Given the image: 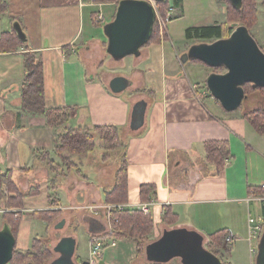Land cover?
<instances>
[{
	"label": "crops",
	"instance_id": "obj_1",
	"mask_svg": "<svg viewBox=\"0 0 264 264\" xmlns=\"http://www.w3.org/2000/svg\"><path fill=\"white\" fill-rule=\"evenodd\" d=\"M261 1L258 0V5ZM5 2L6 10L0 11V175L10 173L15 185L12 195H17V191L26 194L22 198L24 210H16L21 218L16 236L19 250L32 246L35 237L31 222L35 216L47 213L55 218L61 212L64 216L55 221L54 227L63 229L69 222L67 207L72 206L73 198L77 203L75 193L70 195L63 184L58 185L59 177L54 184L49 183L41 157L46 155L55 162L58 157L62 159L56 151L59 128L50 127L45 114L23 109L21 91L27 74L26 56L30 52L43 63L46 108L68 113L67 127L90 129L111 125L120 130L129 128L133 133L126 146L128 199L125 204L138 210L142 204L149 205L147 214L152 216L154 231L147 239L153 237L156 241L165 230L182 229L196 232L208 241L212 234L227 230L236 242L243 240L250 247H258L259 241L249 239V226L250 218H255L251 213L257 204L261 215L264 213V202L260 199L264 195V178L260 183L254 173L264 162L261 134L244 113L223 110L212 95L204 96L200 92L199 76L186 70L190 61L183 63L180 59L187 52L183 45V53L174 49V45L172 49L169 39L143 47L139 56L122 64V70L116 69L115 77L124 76L130 85L115 93L109 86L115 77L106 82L96 71L108 59L105 26L116 15L115 3ZM209 2L206 6L203 0H182L173 15L176 19H187L190 7H208L207 18L214 23L204 25L225 23L227 1ZM15 23L23 28L27 38L22 40L24 43L16 39ZM195 26L203 24L185 26V34ZM66 47L71 55H67ZM137 112L141 122L133 130L130 126ZM209 141H226L230 146L231 157L220 176L215 175L216 166L207 159L205 149ZM148 184L156 190L149 201H144L141 187ZM94 194L95 200L103 201L104 195L98 189ZM166 209L171 224L164 222ZM246 210L248 219L242 228L235 219L245 215ZM76 217L88 235L86 256L78 254L79 235L68 233L53 247L56 254L53 263L63 257L56 247L64 238H73L75 249L70 261L87 264L92 239L104 236L109 230L105 218L87 211H76ZM43 223L48 228V223ZM137 244L135 240L113 236L97 264H171L174 259L151 262L144 258L148 244L141 250Z\"/></svg>",
	"mask_w": 264,
	"mask_h": 264
},
{
	"label": "rangeland",
	"instance_id": "obj_2",
	"mask_svg": "<svg viewBox=\"0 0 264 264\" xmlns=\"http://www.w3.org/2000/svg\"><path fill=\"white\" fill-rule=\"evenodd\" d=\"M115 3V5L118 7V0H112ZM224 3H226V0H219ZM203 3L206 6L210 5L209 0H203ZM258 4V3H257ZM156 7L158 8V18L155 23L154 27V34H156L159 41L162 42L164 39H169L168 44H170V47L173 49V45L175 46L174 49L178 50L179 53L181 52V49L185 48V51H188L189 48L194 44L199 43H211L209 41L205 40H186L185 36V26L187 25H196L197 23L200 24H213L214 21H212L210 18H207L209 15L207 14V9L200 8V9H194V7H190V16L186 19H176L173 15L172 11H169L168 14H164L160 10V6L157 2ZM172 9V8H170ZM258 9V15H257V21L250 22L251 23V34L256 39L257 43L260 45L262 50L264 51V4L263 0L259 2V5L257 6ZM174 10V9H173ZM194 10V11H193ZM171 14L170 20L168 21V15ZM220 19V18H215ZM173 21V22H172ZM239 26V25H238ZM233 32V31H232ZM152 33V34H153ZM170 34V35H169ZM230 36V35H229ZM228 36V37H229ZM153 37V36H152ZM155 38V39H157ZM171 38V39H170ZM154 39V40H155ZM148 45V44H147ZM183 45V46H182ZM105 57H107V62L103 61L100 63L98 58H96V62L100 63L99 66L96 67V71L100 74L101 79H104L106 82H109L110 79L115 77L114 74H117L116 69L122 70V64L125 62H131L135 56H129L124 58L123 60L116 61L112 57H109L108 53L105 54ZM187 71H191L194 75H198L200 79V83L198 85V89L200 92L205 96L212 95L211 92L208 89L207 86V79L211 73H225L226 68L220 67V68H211L207 66L204 63L201 62H195L190 61V63L186 67ZM247 92L246 96L247 98L244 100L243 104L240 106L238 111L240 113H250L253 115V113L258 114L257 111L264 110V91L260 90H253L251 87V84H246L245 86ZM53 120H55V124L57 128H59V135H57V145H56V151L57 148H59V151H57V154L62 158L60 159L58 157V162H55L52 159H48L46 155L41 156L44 160L43 163L45 164L46 171H48L49 175V183L54 184V180L59 177L60 182L58 185L63 184V188L70 192L69 194L72 195V193H75L76 195V201L77 203H74V198L71 207H67L69 210V222L66 224L65 228L63 229H55V221H58L62 216V213L60 212L58 215H55V218L53 215H48L40 213L38 216L34 217V221L32 223V237L33 243L32 246L28 250H19V248L16 246L14 250H17V252H27V251H39L40 256L36 257L34 255H30L29 257H26V259H20L22 262L20 264H53L54 258L56 257V254L54 253V248L59 239L68 234L74 232L76 235H79V242H78V254L82 257L86 256V252L88 249V235L85 234V228L84 225L76 217V211L77 213L80 212H89L95 216H99L102 218H105L108 222V232L104 234V236H108L106 238V245H109V240L111 237L115 236L113 235V232L117 230V225L119 223V216L122 214V212L127 210H138L135 208H131L129 206H126L125 201L124 202H110L107 197V192L111 191L115 184L117 179L122 181L124 178V175L122 172H119L121 168L124 167L126 164V146L128 139L133 134L129 128H125L124 130L117 129L114 130L111 129H104L103 131H100L99 128L93 127L90 129H83L81 130V136H85L86 134L88 140V144L86 146H82V149L78 152V150H74L69 145L68 136L71 135V128L67 127L66 121L63 120L64 113H54L52 114ZM73 135V134H72ZM74 136H78L74 135ZM262 137V145L264 149V134H261ZM68 141V142H67ZM68 145V146H67ZM62 172H64L62 174ZM256 173L257 179L260 180V183L263 181L264 178V162H261L258 166V168L254 171ZM100 176L102 178H100ZM111 180H113L112 188H111ZM9 182L5 180H0V228L4 225L3 223L8 221L9 214H14L15 216L18 215L19 211H16L18 209L24 210V204L22 207H14L11 208L8 206L9 201L19 203L22 205L23 201V192L17 191V195H12L13 193V182ZM15 186V185H14ZM12 187V188H10ZM98 189L102 195H104L103 201H97L95 200V189ZM107 188H110L107 190ZM122 188V187H121ZM12 189V190H11ZM12 192V193H11ZM34 193V192H31ZM82 203V204H81ZM260 205L257 204L256 209H253L252 213L253 216L256 218L259 215L262 214L261 210H259ZM247 210L245 211V215H243L240 219H235L237 225L240 227L245 226V222L248 219ZM12 216V219L9 218V221L12 224L18 225L19 221H21V218L19 221H16V217ZM5 217V219H4ZM21 217V216H20ZM19 218V217H18ZM11 219V220H10ZM48 220V222H47ZM79 220V221H78ZM48 223V228H46V225L43 223ZM9 223V222H8ZM21 225V223H20ZM19 225V227H20ZM77 229V230H76ZM264 232V230H263ZM151 235V234H150ZM182 236V235H181ZM116 237V236H115ZM149 236H147L148 238ZM118 238V237H116ZM143 241V247L149 243H151V248H156L155 244L153 243L155 240L152 238ZM121 240V238H119ZM145 241V242H144ZM203 246L209 249V252L212 250L216 251L224 264H257L256 256L259 250V247H256V253L251 254V247L250 244L243 240H237L233 245H228L225 241L223 247L221 249H217V247L214 245L213 242H211V239L207 241V239L204 240L203 238ZM257 240H255L256 242ZM192 239L184 242L182 245V249L191 245ZM260 242V240H259ZM169 247V244L167 245ZM233 246V247H232ZM255 247V246H254ZM180 243L174 242L172 245V248L168 250V254L174 253L176 256L171 261V264H183L182 259L179 256L180 253ZM91 252V251H90ZM45 253V254H43ZM49 253V254H46ZM168 255L165 253H161L160 257L167 258ZM14 257V256H13ZM145 256L144 258H146ZM143 258V257H142ZM147 259V258H146ZM19 260V261H20ZM13 260L9 264H16L12 263Z\"/></svg>",
	"mask_w": 264,
	"mask_h": 264
},
{
	"label": "water",
	"instance_id": "obj_3",
	"mask_svg": "<svg viewBox=\"0 0 264 264\" xmlns=\"http://www.w3.org/2000/svg\"><path fill=\"white\" fill-rule=\"evenodd\" d=\"M231 1L237 6L242 0ZM155 23L156 10L151 0H121L114 19L105 26L107 53L116 61L139 56L152 37ZM14 29L19 39L27 40L20 23H15ZM180 59L183 63L199 60L211 68H226L225 73H211L207 86L223 110L228 112L237 111L243 104L247 97L246 84H251L253 88H264V51L245 25L237 26L229 37L192 45ZM129 85L127 78L118 76L111 80L109 86L113 92L120 93ZM139 122L141 119L137 112L130 127L138 129ZM14 236L10 225L4 223L0 228V264H9L13 260V249L17 242ZM191 239V245L182 249L184 242ZM202 240L203 237L193 231L165 230L162 237L153 242L156 248H151V243L146 246V258L151 262H167L175 258L176 255H169L168 250L176 242L180 243L179 256L183 264H224L219 256L204 248ZM258 247L257 264H264V232ZM56 249L63 257L53 264H73L70 261L75 249L73 238H64ZM161 253L168 255L167 258L160 257Z\"/></svg>",
	"mask_w": 264,
	"mask_h": 264
},
{
	"label": "trees",
	"instance_id": "obj_4",
	"mask_svg": "<svg viewBox=\"0 0 264 264\" xmlns=\"http://www.w3.org/2000/svg\"><path fill=\"white\" fill-rule=\"evenodd\" d=\"M102 3L106 2H113L112 0H97ZM119 2L121 0H118ZM228 3V12H227V21L222 24H215V25H203V26H195L190 27L186 30V39L187 40H207L209 42H214L221 38L228 37L232 31L238 26V25H245L249 31L251 30L252 26L250 22L257 21V15H258V0H242L239 5H234L231 0H226ZM118 2V3H119ZM182 3V0H160L158 1V4L160 6V10L164 14H168L170 11V8L176 9L177 7H180ZM264 4V0H263ZM6 10V2L5 0H0V11ZM15 31V30H14ZM16 33V39H18L20 42L24 43L21 39H19V36ZM153 37H151L148 44H151L153 42H160L157 38L156 34H152ZM157 38V39H155ZM7 39V37H6ZM155 39V40H154ZM198 44V43H197ZM10 46H8L9 48ZM66 53L67 55H71L69 47H66ZM195 62H200L199 60H191ZM202 63V62H201ZM26 80L23 84V90L22 92V99H23V109L34 114H45L46 117H48V125L50 127L56 126L55 120H53L52 114L54 113H60L62 111L60 110H47L45 105V88H44V69H43V63L42 61L37 58L35 54H32L31 52L27 54L26 56ZM216 72V71H215ZM246 86V85H245ZM244 86L245 91L247 92L246 88ZM253 90H260L264 91V88H253ZM248 93V92H247ZM247 95V94H246ZM245 95V96H246ZM247 98V97H246ZM258 114L251 115L250 113H245L244 117L252 124V126L257 130L258 133L264 134V110L257 111ZM63 120L67 121L69 119V114L64 113ZM96 128H99L100 131H103L104 129H111L113 128L116 130L117 128L115 126H97ZM81 130L83 129H71V135L68 136L69 145L72 149L78 150V152L82 149V146H86L88 144V140H86L87 136H81ZM73 134V135H72ZM78 136H74L77 135ZM67 141V142H68ZM68 146V145H67ZM207 151V159L210 163H213L216 166V173L215 175H219L224 170L226 163L228 159L231 157V150L229 143L226 141H209L206 143V149ZM57 151H59V148H57ZM119 172H122L124 175V178L121 180L116 179V184L114 188L107 192V197L110 202H126L128 199V166L127 161L123 168L120 169ZM0 180H5L7 182H11V175L7 172L5 175H0ZM8 183V184H9ZM122 187V188H121ZM12 188V187H10ZM156 190V187L154 185H143L141 187V197L144 201H149L151 199V193ZM32 194V193H30ZM8 206L11 208L14 207H22L19 203L10 202L8 203ZM12 216H15L14 214H9L8 221L5 222L10 225L13 234L16 237L18 235L19 225L21 223L20 218L18 216L16 217V221H19L18 225L12 224L9 221V218L12 219ZM169 211L166 209L164 213V222L171 224L173 221L170 219ZM5 219V217H4ZM10 219V220H11ZM119 223L117 225V230L113 232V235H115L118 238H129L132 240L137 241L138 248L143 247V240L147 238L153 231H154V222L152 219V216L149 214H145L140 210H127L122 212V214L119 216ZM9 222V223H8ZM4 224V223H3ZM229 231L227 230H220L210 236L211 242L214 243V245L217 247V249H221L223 247L225 240L227 236L229 235ZM17 238V237H16ZM145 242V241H144ZM212 253L214 255L218 254L216 251L212 250ZM45 254V253H43ZM49 254V253H46ZM30 255H34L36 257H39L41 254L39 251H25V252H17L15 251L13 261L12 263L20 264L22 260L20 259H26V257H29ZM218 256V255H217ZM20 260V261H19ZM257 261V260H256Z\"/></svg>",
	"mask_w": 264,
	"mask_h": 264
},
{
	"label": "built area",
	"instance_id": "obj_5",
	"mask_svg": "<svg viewBox=\"0 0 264 264\" xmlns=\"http://www.w3.org/2000/svg\"><path fill=\"white\" fill-rule=\"evenodd\" d=\"M152 4L154 5L155 7V10H156V21H157V18H158V8L156 7V4L157 2L154 1V0H151ZM170 11L173 12V9H170ZM170 17H171V14L169 13L168 15V18L167 20L169 21L170 20ZM101 19V18H100ZM263 189H264V184H263ZM261 201L264 202V195L260 197ZM140 210L147 214L150 212V207L149 205H146V204H142L141 207H140ZM250 236H249V239L250 241H253V240H261L262 238V235H263V230H264V213L263 215H261L258 219L256 218H250ZM108 236H98V237H95L92 239V243H91V252H90V257H89V260H88V263L87 264H97V259L100 258L102 252L104 251L105 249V245H106V238ZM226 243L228 245H233L235 243V239L232 235H228L227 238H226ZM252 243V242H251ZM256 246H252L251 245V254H254L256 253Z\"/></svg>",
	"mask_w": 264,
	"mask_h": 264
}]
</instances>
